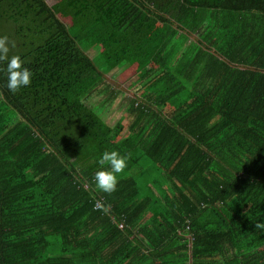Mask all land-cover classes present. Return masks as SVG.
Masks as SVG:
<instances>
[{
    "label": "trees",
    "instance_id": "1",
    "mask_svg": "<svg viewBox=\"0 0 264 264\" xmlns=\"http://www.w3.org/2000/svg\"><path fill=\"white\" fill-rule=\"evenodd\" d=\"M5 35L32 82L0 63V264H264V0H0Z\"/></svg>",
    "mask_w": 264,
    "mask_h": 264
},
{
    "label": "clouds",
    "instance_id": "2",
    "mask_svg": "<svg viewBox=\"0 0 264 264\" xmlns=\"http://www.w3.org/2000/svg\"><path fill=\"white\" fill-rule=\"evenodd\" d=\"M10 43L8 36H0V63L7 62V89L12 94H16L22 88L30 86L32 72L23 66L24 61L19 55H13L9 58ZM12 47H15L14 43ZM0 71H5V69L0 68ZM129 158L121 155L116 150L103 152L98 164L101 168L107 165L110 170H101L95 173L94 182L96 188L109 195L114 193L118 184L117 174H122L125 171ZM104 210L107 211V208H104ZM255 229H264V223H256Z\"/></svg>",
    "mask_w": 264,
    "mask_h": 264
},
{
    "label": "rangeland",
    "instance_id": "3",
    "mask_svg": "<svg viewBox=\"0 0 264 264\" xmlns=\"http://www.w3.org/2000/svg\"><path fill=\"white\" fill-rule=\"evenodd\" d=\"M87 53L92 57H96L98 53V49L93 48L87 50ZM122 68H117L114 72L110 73L107 75V79L111 84H115L113 86L110 85V89H116L117 86L122 90L118 97H116L115 100H113L111 103H109L107 106L104 107L103 102L106 100L105 97L111 95V92L107 90L108 88L106 87V91L104 94H101L99 96H96V94L93 95V97L90 99L94 108L98 111L101 112L102 117L110 124L114 125L116 122H118L127 112V109L129 108L130 100L132 99V94L129 91V88L125 87L124 84H120L116 81V77L120 75L122 72ZM118 90V89H116ZM137 169L134 170V174L138 173L136 171Z\"/></svg>",
    "mask_w": 264,
    "mask_h": 264
}]
</instances>
